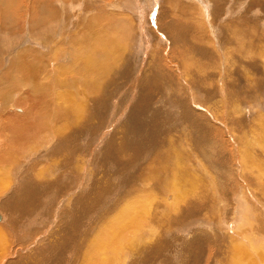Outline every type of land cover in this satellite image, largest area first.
Wrapping results in <instances>:
<instances>
[{
  "label": "bare ground",
  "instance_id": "bare-ground-1",
  "mask_svg": "<svg viewBox=\"0 0 264 264\" xmlns=\"http://www.w3.org/2000/svg\"><path fill=\"white\" fill-rule=\"evenodd\" d=\"M43 1L44 2L39 1V0H32L33 11H32V17L28 24V28H29L28 30L30 31L29 33L30 36H32L33 38H40L42 42H40L38 39H34V41L31 42L30 47H25L21 49V48L15 47L16 41H14L15 40L14 36L7 35L8 36L7 38L5 34L4 39L7 38V40H4V42L5 41L6 42L4 43L2 41V44L0 43V209H1V212H0V263L2 264H78L77 261L71 260V257L74 254L71 253V249L68 245L69 243L67 242L71 240L72 238H76L74 237L75 235L81 233V231L79 232V230L80 229L82 230L85 222L88 220L89 217H91L90 212H92V214H95V215L103 214L105 212L107 208L106 203L110 196V193H111V196L112 194L114 196L115 193H121V190L119 189V187L118 188L114 187L113 192H112V191H109L107 186H101L99 184L100 182H96L93 185H91L88 188V190L83 195H81L83 196L82 198L77 200L76 203H73L69 207V209L66 210V212L64 210V213H61V218H60L61 220L59 219L60 221L59 220L57 221H59L60 224L62 222V225L60 228H59L60 225H57L58 226L57 232H54L53 236L50 237L51 238V240L49 241L50 244H46L47 242L43 241L45 244L42 242L43 244L42 243L38 244L35 247L33 246V243L26 245V249L20 250L21 252L24 251L23 252L24 255L19 258H17L18 255L13 256L11 252L8 254V251L10 250L7 244L8 240L6 242L7 246H4L6 244H3L2 239L4 238L3 236H6V235H9L10 238H12V235L9 234L8 232L9 230L11 231L13 228H15L17 231L24 230L29 226V222L33 217L39 216L38 213L43 208L42 207L43 201L46 200V198L44 199V195L47 189L55 186L58 183V181H56V179L53 178V175H56L58 171H61L60 169H62L60 177L61 179L63 178L65 179L66 178L65 177V173H66L65 167L67 166L77 167L78 164L79 166H88V164H90L91 167L92 166H103L104 170L108 174L113 175L112 177H109V179L110 180L113 179L116 182L118 179H121V178L117 177L118 174L116 173L117 170L115 168H117L118 170L119 168H122L124 170L123 172H124L125 181H129L131 183L130 185H131L132 193L135 195V200L134 201L131 200L132 202L129 203V206L125 205L124 207H121V208H124L123 209L124 211L122 210V212L119 213V216L115 217L113 221L111 222L109 221L110 223L108 224H111V225L107 224V226H110L109 231H107L108 234L106 236H103L102 234L99 237L101 242L98 244H95L98 247L94 248L93 252L96 253L97 257L94 255V253H92V251H87L84 253L83 260L80 261V264H264V224L261 223V224H258V226L249 224V221L251 220H249L247 215L243 214V211L242 210L240 211L239 209V208L243 209V204L241 203L242 200L240 198V195H241L240 189L235 188L236 184L234 185L233 183V186L230 190H229V186H231L232 184L228 185L226 188H223L222 190L225 191L224 196L219 194V196H222V197H219L218 193L220 190H218V188L216 189L217 192L215 190H209L211 194L204 195V193L206 192L202 193L201 191L195 190L196 192L193 193L191 192V190L184 191V189H181V182H177L178 179H173V180L167 179L170 174L173 177L171 167L175 165L174 162H176V166H180V164H182L181 162L179 164L178 158H177L178 156L176 157L173 154L175 153V151L172 149H173V146L176 147V145L171 140V138H173L172 137L173 134L171 135V133L178 132L179 130L182 132L180 133L181 135L179 137L183 138L184 136H186L188 143L190 145L193 144L194 148L198 152L197 154H194V155H198L204 158L206 162H208L210 166H212L213 170H217V171H221L222 173L229 174L228 171H225L226 167L224 166H228V163L223 157L225 156L223 155V153H226L225 147L227 146L230 147V153L229 152L228 153L231 155V158H228L230 159V161L228 160L227 161L231 163L230 164L231 172L232 173L234 172L235 174V172L237 171V169H234L231 166H239V165H241L242 167L245 166L243 163L244 161H242V157L243 158L245 157L247 160L248 158H247L245 151L244 152L243 150L238 151L237 144L235 143V139L237 136L236 134L247 132L249 138L254 140V137L262 130V127H263L264 114L262 112H264V104L259 105L258 108L256 107L257 109H259V111H253L254 108L252 110V108H250L248 105L241 106L240 104H237L238 101L232 103L231 106H228V103H227L228 101L227 102L223 101L221 105L217 107L213 103V100L215 99V95L212 93V90H215V88H220L221 90L222 86L212 87V84H211L210 87L207 85L208 86L207 88L206 81H214L218 83H221L222 81L225 82L226 80L221 81L219 79L220 74L225 73L224 72L225 69H228L229 71H234V69H231L234 65H239V67L238 66L236 67H238L237 70L240 73H245L246 75L247 73H251L250 74L251 76L252 74L253 76H256V74L259 75L261 73L260 75H262L264 78V29L263 28L261 29L262 33H260L257 36V39L255 40L250 39L249 41L245 42L247 43V45L245 47L244 46L242 47V52L240 51V54H239L240 58L239 57L238 59L231 58L232 60H235L233 61L234 63L227 62L225 64V60L223 59L224 55H221L220 57H218L221 61L218 59L219 65H217L214 59L215 58L214 55H217V51L211 48V47H214L215 44H213L212 40L208 42V40L206 39L208 37L206 27L212 28L210 23L204 22V20L205 21L208 20V16L203 14V13L208 12V8H209V5H207L208 1L206 0H192V1L187 0V2L191 5L190 10H197V14H198V15L196 14L195 17H194V14H190V18L188 17L186 18V15H185L184 17L188 20H180L176 18L177 20L175 19V20H172L171 22L169 21V23H165L163 21H162L163 23H161L159 20L160 18H159L157 20L158 22H160L158 24L159 31H162L166 36H168V38L171 40L172 45L181 44V47H182L181 50L183 51V55L185 56L184 58H182V59H185V62H183V65H182V68H183L182 75L184 77L182 78L179 75H178L179 77L177 75L174 76V73L172 74L171 72H170L171 73L170 75L167 74L168 72L165 73V70H164L165 68L163 64L165 63V60L163 59L164 57L161 56L164 54H161V55L158 54L159 61L158 59L157 60L154 59L155 57L151 58V60L153 61L156 60V61L151 63L146 71L142 72V75L140 76L141 78L139 77V79H141L140 80L141 93L138 99L137 100L135 99L134 105L128 111V113H126L125 119L123 118V122L121 124L119 123L120 124L119 126V125H116L114 121L115 120L114 115H113L114 111L112 110V101H110V98H113L112 93H113V89H115V86H117L116 81L118 79V76L122 75V76L129 78L130 80L129 76H133V72H135L132 69H128V65L126 63L127 59L125 60V64L123 66H120V68L122 67L121 69L115 68V66L117 67L116 63L119 64V62H124L122 58L118 59V56L121 55L119 48L122 49V51L125 50V44L127 43V41L130 42L133 38L134 32H132V35H131V30L132 31L135 30L136 27L135 25H133L132 19H130L129 16L127 17V15H125L121 19L120 18L114 19L113 23L109 25L106 24L107 26L98 24L97 26L101 29L93 28L95 32L93 35H96V38H101L103 40L93 41V36L90 33L91 31L90 32L88 31L89 27L87 28V24H86L88 23L89 20H87L86 22L85 20L80 19L78 14H75L74 16L76 17H74L73 19L75 20L76 26L74 28L72 22L71 24L69 23L70 19L68 20V18L66 17L64 13V10L59 9L60 8L59 5L54 6V5H51L50 2L48 3V2H45V0ZM69 1H72V0H69ZM210 1H215V0H210ZM222 1L224 0H217V3H221L222 5L217 4V6L215 7L213 6L211 7V9H212V14L214 16L218 14L219 15L218 17H222V19L224 20L225 18L230 17L231 15H235V13L230 7H226L227 12L226 10H223L225 11L226 14L224 13L219 14V12L222 9V6L224 5ZM23 2L24 0H16L15 3L13 2L14 4H16V7L11 5V7H13L14 9L11 8L10 6L0 7V27L2 26L4 28H7L9 26L11 28L13 25H15L17 21V17H19L17 16V14L22 13L20 9H17V7L19 3H23ZM25 3L24 5H26ZM7 5H10V4H7ZM262 5H264V3H260L258 5L259 11L263 7ZM136 7H137L136 1H134V4H132V8L129 11H131V13L132 11L134 13H136L137 11L141 12L142 9L138 7L136 8ZM162 11L163 10H161V12ZM186 11H189V10H186ZM7 12H11V15H7L6 14ZM162 14L164 15L165 12H163ZM210 15H211V12H210ZM172 16L173 15H171V17ZM235 17L237 18V16ZM135 19L137 18L135 17ZM209 19L213 21L212 17ZM238 20H241V18H238ZM60 21L61 23H65V27H61V25L58 26L56 25L57 23L51 24V22L59 23ZM135 21L137 23L139 22L138 19ZM93 24H96V23H93ZM257 25L258 23L256 24V26ZM20 28H22V25ZM25 29H26V25H25ZM228 29H232V28L229 27ZM63 31H65V34H63ZM221 31L220 33H223ZM230 31L231 30H228L227 32H230ZM145 32L143 30V34H141L142 37H144ZM149 32H152V31H149ZM24 33L26 32H23V34ZM257 33L259 32L256 31V34ZM23 34L22 36H24L25 38L26 34L25 35ZM224 34L226 33L224 32ZM13 35H15V33ZM236 35H239V34L236 33ZM85 38H89L88 40H86V43L88 41V44L85 47V49L88 51L89 57L88 56L86 57L85 54H83L82 52L84 45L83 46L81 45H82V41ZM64 39H65V43L69 41V45L71 46L69 48L67 47L69 49V53L71 52L70 55H68L69 53L67 54V52H65L66 53L65 56L62 55V52L60 53V50H62L60 49V47L63 45ZM234 39L237 40V38L234 37L233 39H230L231 43L229 44L235 43L232 48L236 49V53H237V47L239 44L237 45L236 44L237 41L235 42ZM204 41L208 43H204ZM154 42H157V39ZM25 43H27L26 40H25ZM160 43L161 42H159V44ZM257 44H259V46H257ZM55 45L57 46L54 47ZM217 45H218L217 48L219 49L220 46L219 44ZM254 45L255 47L251 49V47H253ZM34 46L36 48H34ZM173 47L175 46H172L171 48ZM95 48L97 49L94 50ZM113 48H115L116 50L115 49L113 50ZM166 49H168V47ZM40 50H44L45 53L41 52ZM95 51L97 52V54ZM157 51H156V54H157ZM171 53L173 54V51H171ZM175 56L178 57L177 55ZM96 57L98 58V63L96 61L97 59ZM166 57H169V56L167 55ZM54 58H57V60L59 59L58 61H60L59 63H61L62 65H63L62 62L65 61V73L64 74L63 73L61 74L60 72V69H62L61 71H64L62 68L64 67V65L63 66L54 65L56 61V59L54 60ZM100 59L102 61L103 60L111 61V63H114L116 65L113 66L114 64L107 63L108 65L106 64V67H103L102 73H101V70L100 71L99 70L98 71L89 70L91 66H96L97 64H100L99 63ZM169 59L167 58V61H169ZM112 60H115V61H112ZM240 60H242L241 64L239 63ZM221 62H223L224 64H222ZM213 63L218 67L219 70L220 69L221 70L215 75L209 76L206 74L204 68H208L207 67L208 65L214 66ZM86 64H88L87 68L85 67ZM261 64L263 67L259 71ZM101 66L99 67L101 68ZM170 66H172V64ZM177 66H179V63L177 64ZM99 67L97 66V68ZM191 67H194V68L192 69ZM175 69H173V72ZM54 72L56 74H54ZM165 75H168V77L169 76L178 77L176 79L178 86H175L174 84L175 82L172 83L171 78H168ZM230 75L237 76L236 73L234 72L230 73ZM105 76H106V80L104 78ZM225 76L223 77L225 78ZM119 78H124V77L120 76ZM54 80H57V81L55 82ZM133 80H134V83L138 81L137 77L134 78ZM236 80L237 79H235V81ZM74 81L76 84H79V83L82 84V86H77V87L74 86V83H73ZM161 82L162 84L164 82L166 83V85L170 88V90L168 89L169 90L168 92L170 93L166 96L162 94L159 95L158 100L161 105L156 108V104L154 103L155 101L150 102L152 98L150 95H154L152 92L154 89L155 91L159 89L158 93H160L161 91L165 92L163 90V87H161V85L157 86ZM237 83L240 84V81H238ZM190 84H192L193 87L194 85H198V84L201 85V86L199 85L198 86L200 87L201 90L205 91L204 95L203 94L201 95H203L202 98L204 97V100L206 101L204 103L206 104L201 103L202 101L201 102H199L198 100L195 101L197 99L196 97L200 96V93L197 94L195 97V95H193L194 92H191ZM55 85L62 87L63 89H60V91L58 92V87H56ZM20 87L25 88V89L30 88L31 90H24L25 92H23V90ZM137 87L138 86H136L135 88ZM175 88H178V90H176ZM235 88L237 87H233L234 91L236 90ZM54 89H56V92H54ZM200 89L198 90L200 91ZM233 89L230 88L231 91ZM176 91L177 92L180 91V94L177 93ZM231 91L229 92L228 90L229 93H231ZM241 92L243 93L247 91H241ZM60 93L63 96H61ZM235 93L236 92L231 93V94L235 95ZM29 94H31V96ZM128 95L126 99L129 98ZM239 97H240V94H239ZM164 99L165 100L167 99L166 102L160 101ZM20 101H23L22 105H18V103L20 104ZM215 101H218V100H215ZM177 104H181V107L179 109L180 110L182 109V113L179 115V117H177V114L175 111ZM16 112H19V113H16ZM111 112L113 113L111 114ZM219 113H220V116L217 115ZM116 116L118 115L116 114ZM123 116L124 115H122L121 117ZM227 117L229 119H225ZM226 120H228L229 122H227ZM160 123H161V126H159ZM175 123L178 125H175ZM110 124L112 126H110ZM213 124L216 125L215 127H216L217 132L214 130L212 131L213 132L212 134L209 130L213 129V128L211 129ZM103 128H104V132H106L107 130H110L112 131L111 133L113 134H111L112 136L107 141L104 142L105 148L103 150H99L102 148L103 145L102 146L97 145L99 141L98 132L99 130ZM180 128H182L183 130ZM151 139H152V142H151ZM262 141L263 140L261 139V142ZM102 143L103 142L99 143V145H101ZM158 143H159V146H157ZM151 144L153 146V149H151ZM254 144L256 145V143ZM247 145H249V142H247ZM180 149L178 148V150ZM190 149L191 148H189V151ZM259 149L261 150L260 146H259ZM93 150H95L94 152H96V155H93ZM185 152H187V149L185 150ZM194 153L196 152L194 151ZM70 154H72L73 156L76 155L77 157L73 159L72 155ZM126 155L129 158L127 159V161L123 162L122 161L123 156H126ZM90 156L91 157L93 156L92 160H90ZM251 157H252V154H251ZM183 159H182V162H183ZM238 161H240L241 164H238ZM74 162L76 163V165L73 164ZM263 164L264 163L260 165L264 168ZM187 165H189V163ZM22 166L24 168H27V166H32L31 170H29L31 171V173L28 174V172L25 171L26 169L23 170L25 171V176H22V179H19V181L15 183L16 185H14V187H12V185L10 186L9 184H11V182H15L17 180L16 178H18V177H15L14 181H11L10 177H14L15 175L13 174L16 172V170L22 169ZM246 167H251V166H246ZM35 170L36 172L34 174L33 172ZM181 170H179V172ZM203 170L206 171V169H203ZM105 171L103 172L107 174ZM183 171L185 172L186 170H183ZM92 174H95V173H92ZM144 174H147L149 176L150 181L147 179L149 183H148V186H146L147 187L146 189L144 187L145 190H143V187L141 188V190H139L137 189L138 184L140 182L141 183H144V182L142 181L138 182V181ZM234 174L232 178L235 177ZM262 175H264V173ZM186 176L188 177V175ZM58 177H59V174H58ZM105 177L107 179V175H105ZM211 177L214 178L213 176ZM102 179H99V180H102ZM182 180H183V177H182ZM188 180L190 181V179ZM234 180L236 179L234 178ZM80 182H81V179H80ZM238 184L240 185V183ZM257 184L264 185L262 183H257ZM126 185H127V182H126ZM212 186H215V185H212ZM64 187L66 188V186ZM10 188H12L13 190L11 191ZM53 188L51 192H53ZM206 188L213 189V187H206ZM9 191L11 192L9 193ZM68 191L69 190H67V192ZM144 191H149L151 193L150 197L152 198H149L151 201H153L155 198L159 199L160 203H158L159 201L156 200V203H154L153 206L152 204H150V206H152L153 211L155 210V212L159 213V216H160V213H161V216L163 215L162 220L163 222L165 221L164 223L166 227L162 226V228L163 229L168 228V230L164 231L163 235L160 238H158L156 234L148 233L145 236L148 237V240H150V242L155 240L153 242L154 245L150 247L149 246L144 247L143 251L141 252L139 256V259L134 260V259L129 258L130 260L121 261L120 260L121 257L122 258L126 257V256H123L121 252H124V251L130 252L132 250V249L130 251L126 250L127 248L125 247L127 246L124 245L125 250L121 251L122 246H119V245L121 244L122 240L125 241L128 238L133 237V235L136 234V230H135L136 224L143 222L144 223L143 227H144L145 224L150 221L149 218H152V217L147 218L149 219V221L147 220L148 221L147 222L144 219L145 217L143 218L138 217L139 216L138 211L140 210L141 212V209L143 208H140L138 205V201L142 199L140 198V200H138L136 198L140 197L139 195ZM128 194L130 195V193ZM232 194H236V196H233ZM262 196H264V193L262 194ZM142 197H145V195ZM128 199H132V197ZM60 200H63L62 197ZM219 200H223V201L227 200L226 201L227 207L226 209H224L223 216H218V214H216L215 218L207 216L211 211L210 208L212 209L214 206H216ZM243 200H246V199H243ZM151 201H146V203L147 202L149 203ZM52 205L50 208H52ZM150 208L151 207L148 206V209ZM218 208H217V213L220 212V211L218 212ZM126 209H129L130 211L127 212ZM239 211L242 212V214H240ZM42 212L43 211H41V213ZM143 212L145 213L148 211H143ZM202 212H204V216H206L205 220L202 219V216H201ZM49 214H51V211ZM146 214L147 213H145V216H147ZM148 214H151V213L148 212ZM140 215H144V214H140ZM236 215H237V218H236ZM153 216L155 215L153 214ZM159 216H157V218ZM110 218H111V215H110ZM47 219L46 221H48ZM159 220L160 219L155 220V222H157V224L161 223L162 221H159ZM51 223H53V220ZM167 223L170 225V229H171L170 231H169V227H167L166 225ZM32 224L34 223L31 222L30 225ZM55 224L56 223H54V225ZM57 224L59 223L57 222ZM94 226H93V229L96 228ZM153 226L151 225L150 227H153ZM159 226L161 225L159 224ZM193 227L194 228L201 227V228L193 230ZM29 228H31V226ZM156 228L158 229V226ZM105 230L107 229L105 228ZM50 231H53V227H52V230L48 228V232ZM93 232H97V231H93ZM145 232H148V231L145 230ZM151 232H153V228ZM25 233H28V232H25ZM35 233H38V230ZM153 233H155V231ZM179 234H183V235H179ZM94 235L96 234H93L92 236ZM34 236H30L32 237L31 239H34ZM97 236L99 235H96V237ZM37 238H38V235H37ZM87 238H89V236ZM141 238H143V240H146L144 237H141ZM173 238H175L176 241L178 242L174 245L168 246V242H171ZM138 239L137 241H141ZM105 240H110V241L113 240L111 241V244H115V245L110 247L109 246L110 243H109L106 247H104ZM33 241L34 240H32V242ZM119 241H121L120 244L118 243ZM137 241L135 242L137 243ZM91 243L92 242L90 241V244ZM137 244H136L135 250L138 247ZM138 245H141V244H138ZM21 246L24 247V244ZM32 246L33 248L37 247L33 251V253L31 255L27 254V252L25 253V250L28 251L29 249H31ZM90 248L92 247H89L88 249ZM110 249H112V251L108 252V250ZM138 249H139L138 252H140V248ZM105 250L109 254L113 255L114 257L113 260H107V259L103 260V256L107 254ZM73 251L75 252V249ZM129 255H131V253ZM134 255L136 258V254ZM228 260L231 262L227 263Z\"/></svg>",
  "mask_w": 264,
  "mask_h": 264
},
{
  "label": "rangeland",
  "instance_id": "rangeland-1",
  "mask_svg": "<svg viewBox=\"0 0 264 264\" xmlns=\"http://www.w3.org/2000/svg\"><path fill=\"white\" fill-rule=\"evenodd\" d=\"M8 1V2H7ZM10 1H11V3H10ZM39 1H42V2H44L43 0H39ZM63 1H64V3H63ZM73 1V2H72ZM72 1H69V0H45V2H50L51 3V5H54V6H60V10H64V13H65V15H66V17L68 18V20H69V23L71 24V22H72V24H73V26H74V28H75V20L73 19L74 17H76V16H74L75 14H78V16H79V18L80 19H82V20H85L86 22H87V20H89L88 21V23H86L87 24V28L89 27V29H88V31L92 34V36H93V41L94 40H99V41H102L103 39H101V38H96V35H93L95 32H94V29L95 28H99L97 25L99 24V25H109V24H111V23H113V21H114V19H121V18H123L125 15H127V17L129 16V18L130 19H132V21H133V25H135V27H136V29L135 30H131V35H132V32H134L133 34V38H132V40L130 41V42H128L127 41V43L125 44V50H123L122 51V49H120L119 48V51L121 52L120 54L121 55H117L118 56V59H120V58H122V60H124V62H119V64L118 63H116L117 64V67L115 66L116 64H114V63H111V61H108V60H99L100 62V64H97L96 66H91L90 68H89V70H93V71H100L101 70V73H102V71H103V67H106V64L107 63H111V64H114L113 66H115V68L116 69H121L120 68V66H123L124 64H125V60L127 59L128 60V62H127V60H126V63H127V65H128V69H132V70H134L135 72H133V76H129L130 77V80H129V78H127V77H125V76H122V75H119L118 76V79H117V81H116V85L117 86H115V89H113V93H112V97L113 98H110V101H112V110L114 111V113L113 112H111V114L113 113V115H114V121H115V123H116V125H119L120 126V124L123 122V118L125 119V117H126V113H128V111L132 108V106L134 105V103H135V99L137 100L138 99V97H139V95H140V93H141V88H140V80L141 79H139V77L142 75V72H144V71H146L147 69H148V67L150 66V64L151 63H153L154 61H156L157 59H158V61H159V55L158 54H164V55H161V56H163L164 58V60H165V63H163L164 64V70H165V73H167V74H173L174 73V76H180V77H184L182 74V72H183V68H182V65H183V62H185V59H182V58H184L185 56L183 55V51L181 50L182 49V47H181V44H175V45H172V43H171V40L168 38V36H166L162 31H159V29H158V24L161 22V23H163V22H165V23H169V21L171 22L172 20H175L176 18L177 19H180V20H188V19H186L187 17L188 18H190V14H194V17H195V15L197 14V10H190V8H191V5L187 2V0H72ZM75 1V2H74ZM125 1V2H124ZM134 1H136V6L138 7V8H141L142 10H141V12H136V13H134L133 11H132V13H131V11H129V10H131V8H132V4H134ZM174 1V2H173ZM192 1V0H191ZM206 1H208V4L207 5H209V8H208V12L207 13H203L204 15H207L208 16V20H204V22H207V23H210L211 24V26H212V28H208V27H206V30H207V34H208V37L206 38L207 40H208V42L209 41H211L212 40V42H213V44H215V46L214 47H211L213 50L215 49L216 51H217V55H214L215 56V62L217 63V65H219V63H218V57H220L221 55H224V60H225V64L227 63V62H233V61H235V60H232V59H238V57L240 58V56H239V54H240V51L242 52V47L244 46H246L247 45V43H245V42H247V41H249L250 39H257V36L260 34V33H262L261 32V29L263 28L264 29V5H262L263 7L260 9V11L258 10V5L260 4V3H264V0H224V1H222L223 2V6H222V9H221V11L219 12V14H222V13H224V14H226L225 13V11H223V10H226V12H227V8L226 7H230L232 10H233V12L235 13V15H231L230 17H227V18H225L224 20L222 19V17H218L219 15L217 14L216 16H214L213 14H212V9H211V7H215V6H217V4L218 5H222L221 3H217V0H215V1H210V0H206ZM16 2V0H0V7H5V6H10L11 7V5L12 6H14V7H16V4H14V3ZM26 2V3H25ZM69 2V3H68ZM146 2V3H145ZM226 2V3H225ZM24 3L26 4V5H24ZM28 3V4H27ZM7 4H10V5H7ZM75 4V5H74ZM226 4V5H225ZM81 5V6H80ZM22 6V7H21ZM70 6H71V8H70ZM84 6H86V7H84ZM21 7V8H20ZM84 7V8H83ZM136 7V8H137ZM11 8H13V7H11ZM74 8H75V10H74ZM171 8H172V10H171ZM226 8V9H225ZM14 9V8H13ZM17 9H20L21 11H22V13L21 14H17V16H19V17H17V21H16V23H15V25H13L11 28L8 26L7 28H4V27H0V43L2 44V41L4 42V40H7V38H8V36L7 35H11V36H14V41H16V46L15 47H18V48H21V49H23V48H25V47H30L31 46V42H33L34 41V39H38L40 42H42L41 41V39L40 38H33L32 36H30V31L28 30L29 28H28V24H29V21H30V19H31V17H32V11H33V6H32V0H24V2L23 3H19V5H18V7H17ZM30 9V10H29ZM85 9V10H84ZM165 9V10H164ZM72 10H74V11H72ZM98 10V11H97ZM120 10V11H119ZM161 10H163L162 12H161ZM169 10V11H168ZM186 10H189V11H186ZM210 10V11H209ZM101 11V12H100ZM82 12V13H81ZM104 14H103V13ZM127 12V13H126ZM161 12V13H160ZM163 12H165V14L163 15L162 13ZM195 12V13H194ZM210 12H211V15H210ZM237 12V13H236ZM92 13V14H91ZM109 15H108V14ZM159 13H160V15H159ZM7 15H11V12H7L6 13ZM27 14V15H26ZM68 14V15H67ZM71 14V15H70ZM73 14V15H72ZM108 16H107V15ZM122 14V15H121ZM136 14V15H135ZM139 14V15H138ZM173 15L172 17H171V15ZM12 15H13V13H12ZM21 15V16H20ZM82 15V16H81ZM186 15V18L184 17ZM198 15V14H197ZM23 16V17H22ZM27 16V17H26ZM28 16H30V17H28ZM69 16H71V17H69ZM235 16H237V18L235 17ZM86 17V18H85ZM87 17H89V18H87ZM118 17V18H117ZM135 17L138 19V23L135 21V20H137V19H135ZM213 18V21H211L209 18ZM140 18V19H139ZM160 18V19H159ZM173 18V19H172ZM185 18V19H184ZM215 18V19H214ZM238 18H241V20H238ZM25 19V20H24ZM160 20V22H158L157 20ZM168 19V20H167ZM176 19V20H177ZM74 20V21H73ZM229 20V21H228ZM28 21V22H27ZM163 21V22H162ZM74 22V23H73ZM90 22V23H89ZM141 22V23H140ZM213 22V23H212ZM57 23V24H56ZM61 21L58 23V22H51V24H56V25H58V26H60L61 25V27H65V23H61ZM93 23H96V24H93ZM157 23V24H156ZM164 23V24H165ZM239 23V24H238ZM258 23V25L256 26V24ZM23 24H25L26 25V29H25V25H23ZM69 24V25H70ZM21 25H22V28H20L21 27ZM106 25V26H107ZM229 25V26H228ZM260 25V26H259ZM91 26V27H90ZM156 26V27H155ZM217 28H216V27ZM236 26V27H235ZM262 26V27H261ZM16 29H15V28ZM232 28V29H228V28ZM14 28V29H13ZM24 28V29H23ZM94 28V29H93ZM150 30H149V29ZM220 28V29H219ZM1 29H2V31H1ZM99 29H101V28H99ZM141 29V30H140ZM156 29V30H155ZM212 29V30H211ZM222 30L221 32H223V33H220V31H218V30ZM231 30L230 32H227L228 30ZM23 30V31H22ZM143 30H144V32L146 31L147 32V30H148V34L146 33H144V37H142L141 36V34H143ZM158 30V31H157ZM255 30V31H254ZM260 30V31H259ZM4 31V32H3ZM10 31H12V32H10ZM149 31H152V32H154V33H152V32H149ZM157 31V32H156ZM218 31V32H217ZM237 31V32H236ZM256 31L257 32H259V33H257L256 34ZM23 32H26V33H24L23 34ZM142 32V33H141ZM224 32L227 34H224ZM235 34H234V33ZM15 33V35H13ZM20 33H22L23 35H25V38H24V36H22V34H20ZM220 33V34H219ZM232 33V34H231ZM236 33H238L239 35H236ZM5 34H6V39H4L5 38ZM18 34H20V35H18ZM63 34H65V31H63ZM152 34V35H151ZM155 34V35H154ZM209 34H211V35H209ZM229 34H230V36H229ZM2 35H4V36H2ZM29 37H28V36ZM88 35V34H87ZM130 35V34H129ZM151 35V36H150ZM158 35V36H157ZM65 36V35H64ZM89 36V35H88ZM157 36V37H156ZM198 36V35H197ZM1 37H3V38H1ZM15 37H17V38H15ZM19 37H20V39H19ZM161 37V38H160ZM165 39H164V38ZM215 37V38H214ZM225 39H224V38ZM228 37V38H227ZM231 37V38H230ZM234 37H236L237 38V40H235V42H236V44L238 45V47H237V53H236V49H234V48H232L233 46H234V44H229V43H231L230 42V39H233ZM27 38V39H26ZM33 38V39H32ZM95 38V39H94ZM16 39H18V40H16ZM89 38H85L83 41H82V45L81 46H83L84 48L82 49V52H83V54H85V56L87 57H89V55H88V51L85 49V47L87 46V44H88V41H87V43H86V40H88ZM137 39H139V40H137ZM145 39V40H144ZM152 41H151V40ZM157 39V42H154L155 40ZM214 39V40H213ZM239 39H240V41H239ZM21 40V41H20ZM25 40H26V42L28 43H25ZM159 40H161V41H159ZM219 40V41H218ZM227 40H229V41H227ZM64 42H63V45L60 47V49H62V50H60V53L62 52V55H64L65 56V52H67V54L69 53V47H71L70 45H69V41L67 42V43H65V39L63 40ZM96 41H95V43H96ZM150 43H149V42ZM170 41V42H169ZM228 43H227V42ZM6 42V41H5ZM4 42V43H5ZM141 42V43H140ZM159 42H161L160 44H159ZM168 42V43H167ZM208 42H205L204 41V43H208ZM215 42V43H214ZM222 44H221V43ZM24 43V44H23ZM153 43V44H152ZM156 43V44H155ZM227 43V44H226ZM19 44V45H18ZM68 44V45H67ZM86 44V45H85ZM169 44V45H168ZM217 44H219V49L217 48L218 47V45ZM66 45V46H65ZM97 45V44H96ZM137 45H138V47H137ZM164 45V46H163ZM57 45H55L54 47H56ZM95 46V45H94ZM114 46V45H113ZM156 46V47H155ZM172 46H175V47H173V48H171ZM204 46H205V44H204ZM257 46H259V44H257ZM68 47V48H67ZM163 47H164V49H163ZM168 47V49H166ZM169 47H170V49H169ZM181 47V48H180ZM230 47V48H229ZM251 47V46H250ZM255 47V45L253 46V47H251V49H253ZM34 48H36L35 46H34ZM64 48V49H63ZM66 48V49H65ZM154 48V49H153ZM157 48V49H156ZM225 48V49H224ZM97 48H95L94 50H96ZM115 48H113V50H114ZM142 49H144V50H142ZM160 49V50H159ZM166 49V50H165ZM227 49V50H226ZM67 50V51H66ZM116 50V49H115ZM158 50V51H157ZM163 50H165V51H163ZM220 50V51H219ZM229 50V51H228ZM232 50V51H231ZM41 52H43V53H45V51L44 50H40ZM156 51H157V54H156ZM163 51V52H162ZM170 51V52H169ZM171 51H173V54L171 53ZM182 53H181V52ZM219 51V52H218ZM226 51V52H225ZM235 51V52H234ZM239 51V52H238ZM96 52V51H95ZM123 52V53H122ZM159 52V53H158ZM162 52V53H161ZM57 53H58V51H57ZM71 53V52H70ZM70 53L68 54V55H70ZM153 53V54H152ZM168 53V54H167ZM96 54H97V52H96ZM152 54V55H151ZM246 54V53H245ZM101 55V54H100ZM150 55V56H149ZM158 55V56H157ZM169 56L170 57V59H169V57H166V56ZM175 55H177L178 57H176ZM191 55V54H190ZM189 55V56H190ZM219 55V56H218ZM244 55V54H243ZM96 56V55H95ZM117 56H116V58H117ZM123 56H125V57H123ZM129 56V57H128ZM231 56V57H230ZM146 57H148V58H146ZM155 57V58H154ZM174 57V58H173ZM72 58V57H71ZM97 58V57H96ZM151 58H154V59H156V60H151ZM167 58L169 59V61H167ZM171 58H173V59H171ZM178 58V59H177ZM232 58V59H231ZM56 59V61H55V64L54 65H62L61 63H59L60 61H58L57 60V58H54V60ZM115 59V58H114ZM145 59H146V61H145ZM180 59H181V61H180ZM228 59V60H227ZM10 60V59H9ZM140 60V61H139ZM171 60V61H170ZM174 60V61H173ZM178 60V61H177ZM184 60V61H183ZM220 60V59H219ZM230 60V61H229ZM96 61H97V63H98V58L96 59ZM106 61V62H105ZM108 61V62H107ZM112 61H115V60H112ZM135 61H136V63H135ZM145 61V62H144ZM221 61V60H220ZM9 62V61H8ZM103 62V63H102ZM105 62V63H104ZM141 62V63H140ZM63 63V65H64V67H62L63 68V70L64 71H61L62 69H60V72H61V74L63 73H65V61L64 62H62ZM88 63V62H87ZM179 63V66H177V64ZM222 64H224L223 62H221ZM234 63V62H233ZM239 63L241 64L242 63V60H240L239 61ZM103 64H105V65H103ZM167 64H169V65H167ZM172 64V66H170ZM214 64V63H213ZM62 65V66H63ZM88 64H86L85 65V67L87 68L88 66H87ZM102 65V66H101ZM108 65V64H107ZM136 65V66H135ZM145 65V66H144ZM176 65V66H175ZM97 66L99 67V66H101V68L99 67V68H97ZM181 66V67H180ZM210 66V67H209ZM216 65L214 64V66H212V65H208L207 67L208 68H204V70H205V72H206V74L207 75H209V76H213V75H215L216 73H218L220 70L218 69V67L216 66ZM236 66H238L239 67V65H234L231 69H234V71H229L228 69H225V73H221L220 74V76H219V79L222 81V80H226L225 82L224 81H222L221 83H218V82H214V81H206L207 83H206V87L208 88V86L210 87V85L212 84V87L213 86H222V88H221V90H220V88H215V90H212V93L215 95V99L213 100V103L215 104V106H217V107H219L220 105H221V103L223 102V101H228L227 103H228V106H231L232 105V103H234V102H236V101H238V103L237 104H240L241 106H246V105H248L250 108H252V110H253V108H254V110L253 111H259V109H257L258 108V106L259 105H261V104H264V78H263V76L262 75H258V74H256V76H253V74H252V76L250 75L251 73H247V75L245 74V73H240L238 70H237V68L238 67H236ZM119 67V68H118ZM171 69H170V68ZM180 67V68H179ZM262 64H261V67L259 68V71L262 69ZM142 68H144V69H142ZM167 68H169V69H167ZM176 68V69H175ZM192 69L194 68V67H191ZM173 69H175V70H177V71H175L174 70V72H173ZM181 69V70H180ZM235 69H236V71H235ZM216 70V71H215ZM218 70V71H217ZM171 72V73H170ZM236 73V75L237 76H235V75H230V73ZM136 73V74H135ZM54 74H56L55 72H54ZM138 75V76H137ZM225 75H227V76H225ZM124 77V78H119V77ZM166 77H168V75H165ZM174 76H169L168 78H171V81H172V83H174L175 84V86H178L177 85V81H176V79L179 77H174ZM223 76H225V78L223 77ZM245 76V77H244ZM261 76V77H260ZM137 77V82H135L134 83V78H136ZM233 77V78H232ZM105 78V80H106V76L104 77ZM141 78V77H140ZM231 78V79H230ZM263 78V79H262ZM53 79H55V78H53ZM228 79V80H227ZM235 79H237L236 81H235ZM240 79V80H239ZM121 80H123V81H121ZM55 82L57 81V80H54ZM230 81V82H229ZM233 81H234V83H233ZM238 81H240V84L239 83H237ZM243 81V82H242ZM255 81V82H254ZM224 82V83H223ZM236 82V83H235ZM246 82V83H245ZM74 83V86H82V84H76L75 83V81L73 82ZM118 83V84H117ZM132 83V84H131ZM215 84V85H214ZM226 84V85H225ZM246 84V85H245ZM132 85H134L135 87L136 86H138L137 88H135L134 86H132ZM161 85V87H163V90L165 91V92H160V93H158V91H159V89L157 90V91H155V89L152 91L153 92V94L154 95H150L152 98H151V100H150V102H153V101H155L154 103L156 104V108L158 107V106H160L161 104H160V102H159V95H168L170 92H168L169 90H170V88L166 85V83L164 82L163 84H162V82L160 83V84H158L157 86H160ZM199 86H201L200 84H198ZM198 85H194V87H193V85L192 84H190V87H191V92H194V94L193 95H195V97H196V95L197 94H199L200 93V96H197L195 99V101H199V102H201V103H204V102H206L205 100H204V97L202 98V96L204 95V93H205V91L204 90H201L200 89V87L198 86ZM208 85V86H207ZM231 85V86H230ZM56 86V85H55ZM237 87V88H235L236 90L234 91V89H233V87ZM247 86V87H246ZM259 86V87H258ZM56 87H58V92L60 91V89H63L62 87H59V86H56ZM127 87V88H126ZM131 87V88H130ZM226 87V88H225ZM240 87H242V88H240ZM244 87V88H243ZM22 90H23V92H25L24 90H31L30 88H22V87H20ZM197 90H196V89ZM230 88L231 89H233L232 91L230 90ZM169 89V90H168ZM176 90H178V88H175ZM198 89H200V91L198 90ZM238 89H240V90H238ZM65 90V89H64ZM167 90V91H166ZM228 90H229V92L231 91V93H234V92H236L235 93V95H232L231 93H229L228 92ZM118 91V92H117ZM155 91V92H154ZM216 91V92H215ZM227 91V92H226ZM241 91H247V92H243L244 93V95H243V93L241 92ZM254 91V92H253ZM54 92H56V89H54ZM120 92V93H119ZM127 92V93H126ZM177 92V91H176ZM197 92V93H196ZM124 93V94H123ZM133 93H135V94H133ZM177 93H179L180 94V91L179 92H177ZM250 93H251V95H250ZM61 94V93H60ZM128 94H130V95H128V99H126V97H127V95ZM201 94H203V95H201ZM223 94V95H222ZM236 94H237V96H236ZM239 94H240V97H239ZM256 94V95H255ZM30 96H31V94H29ZM124 95V96H123ZM61 96H63L62 94H61ZM64 96H65V94H64ZM121 96V97H120ZM155 98H154V97ZM179 96V95H178ZM224 96V97H223ZM231 96V97H230ZM234 96V97H233ZM236 96V97H235ZM245 96V97H244ZM248 96V97H247ZM255 96V97H254ZM117 97V98H116ZM124 97H125V99H124ZM233 97V98H232ZM244 97V98H243ZM117 100H116V99ZM121 98V99H120ZM184 98H186V97H184ZM217 98V99H216ZM223 98H225V99H223ZM251 98H252V100H251ZM157 99V100H156ZM200 99V100H199ZM204 101H203V100ZM119 100V101H118ZM120 100H121V102H120ZM167 100V99H166ZM166 100L164 99V100H160L161 102H166ZM215 100H218V101H215ZM248 100V101H247ZM116 101V102H115ZM123 101H124V103H123ZM126 101V102H125ZM183 101H185V100H183ZM231 101V102H230ZM128 102H129V104H128ZM219 102V103H218ZM123 103V104H122ZM209 103V102H208ZM23 104V101H20V104L18 103V105H22ZM159 104V105H158ZM204 104H206V103H204ZM252 106V107H251ZM254 106V107H253ZM125 109H124V108ZM181 107V104H177V107L175 108V111H176V114H177V117H179V115L182 113V109L180 110L179 108ZM257 107V108H256ZM19 108H21V107H19ZM122 108V109H121ZM120 109V110H119ZM256 109V110H255ZM111 111V110H110ZM157 111V110H156ZM120 112V113H119ZM121 112H122V114H121ZM16 113H19V112H16ZM246 113V112H245ZM263 114H264V112H262ZM116 114L119 116H116ZM122 115H124L123 117H121ZM218 116H220V113L219 114H217ZM229 117H231V116H229ZM256 117V116H255ZM122 119V120H121ZM166 119V118H165ZM164 119V120H165ZM225 119H229L228 117L227 118H225ZM118 121V122H117ZM227 122H229L228 120H226ZM120 123V124H119ZM175 125H178V124H176L175 123ZM110 126H112L111 124H110ZM159 126H161V123L159 124ZM216 125H214L213 124V126L211 127V129L212 130H209L212 134H213V132L212 131H216V127H215ZM183 128V127H182ZM182 128H180V129H182ZM179 129V128H178ZM178 129H177V131H178ZM183 130V129H182ZM263 130V131H262ZM262 130L254 137V140L253 139H251V138H249V136H248V133L246 132V133H240V134H236L237 136H236V139H235V143L237 144V149H238V151H242L243 150V152L245 151L246 152V155H247V158H248V160L244 157H242V161H244L243 163H244V167H242L241 165H239V166H231L232 168H234V169H237V171L235 172V174H234V172L232 173L231 172V169H230V164L231 163H229L228 161H230V159H228V158H231V155L229 154L230 153V147H225V151H226V153H223V155H225V156H223L224 158H225V160H226V162L228 163V166H224V167H226V170L225 171H228V173L229 174H227V173H222L221 171H217V170H213V168H212V166H210V164L208 163V162H206V160L204 159V158H202L201 156H198V155H194V154H197L198 152L196 151V149L194 148V146H193V144L192 145H190L189 143H188V140H187V138H186V136H184L183 138L185 139H183L182 137L180 138L179 136L181 135L180 133H182L180 130L178 131V132H172L171 133V135H172V137L173 138H171V136H170V138H171V140H172V142L176 145V147L175 146H173V149L172 150H174L175 151V153H173L177 158H178V162H179V164H180V162L182 163V164H180V166H181V168H180V166H176V162H174V166H172L171 167V170H172V175H173V177L171 176V174L168 176V178L167 179H171V180H173V179H178L177 180V182H181V189H184V191H187V190H191V192H193V193H195L196 191H201L202 193H204V192H206V193H204V195H210L211 193L209 192V190H215L216 192H217V188H218V190H220L219 191V193H218V196H219V194L220 195H222V196H224V192L225 191H223L222 189L223 188H226L228 185H230V184H232L231 186H229V190L232 188V186H233V183H234V185H235V188H239L240 189V193H241V195H240V198H241V200H242V204H243V209L242 208H239L240 209V211L242 210L243 211V214H246L247 215V217H248V219L249 220H251V221H249V224H251V225H255V226H258V224H264V196H262V194L264 193V185H259V184H257V183H262V184H264V175H262L263 173H264V168L261 166L262 165V163H264V151H263V149H264V122H263V127H262ZM100 132V133H99ZM99 132H98V136H99V138H98V143H97V145L98 146H102V148L101 149H99V150H103L104 148H105V145H104V142L105 141H107L112 135L111 134H113V133H111L112 131H110V130H107L106 132H104V128L103 129H101V130H99ZM217 132V131H216ZM108 133V134H107ZM183 133H184V131H183ZM106 134V135H105ZM104 135V136H103ZM176 136V137H175ZM263 137V138H262ZM219 138V137H218ZM239 138H241V139H239ZM153 139V138H152ZM152 139H151V142H152ZM179 139H181V140H179ZM256 139H258V140H256ZM261 139L263 140L262 142H261ZM174 140V141H173ZM260 140V141H259ZM242 141V142H241ZM101 142H103L101 145H99V143H101ZM177 142V143H176ZM239 142V143H238ZM247 142H249V145H247ZM184 143H185V145H184ZM187 143V144H186ZM254 143H256V145L254 144ZM181 144H182V146H181ZM189 144V145H188ZM245 146H247V147H245ZM180 145V146H179ZM157 146H159V143L157 144ZM243 146V147H242ZM259 146L261 147V150L259 149ZM184 148L185 150L187 149V152H185V150L184 149H182V148ZM252 147V148H251ZM256 147V148H255ZM263 147V148H262ZM178 148L180 149V150H178ZM189 148H191L190 149V151H189ZM229 148V149H228ZM248 148V149H247ZM151 149H153V146H152V144H151ZM195 149V150H194ZM226 149H228V150H226ZM249 149H251V150H249ZM255 151H254V150ZM95 150H97V149H95ZM95 150H93V155H96V152H94ZM183 150V151H182ZM250 152H249V151ZM194 151L196 152V153H194ZM257 151V152H256ZM262 151V152H261ZM181 152V153H180ZM191 152H193V153H191ZM229 152V153H228ZM253 152V153H252ZM179 153V154H178ZM255 153V154H254ZM184 154H185V156H184ZM251 154H252V157H251ZM70 155H72V154H70ZM90 155V154H89ZM189 155V156H188ZM226 155H228V156H226ZM262 155V156H261ZM181 156V157H180ZM183 156V157H182ZM195 156V157H194ZM196 156H197V158H196ZM72 157H73V159H75L77 156L76 155H72ZM200 157V158H199ZM254 157V158H253ZM129 157L126 155V156H123V159H122V161L124 162V161H127V159H128ZM181 158V159H180ZM184 158V159H183ZM188 158V159H187ZM250 158V159H249ZM252 158V159H251ZM258 158V159H257ZM263 158V159H262ZM93 159V156L91 157L90 156V160H92ZM182 159H183V162H182ZM196 159V160H195ZM203 159V160H202ZM181 160V161H180ZM184 160H186L188 163H189V165H187L188 163L186 162V161H184ZM228 160V161H227ZM254 160V161H253ZM258 160V161H257ZM184 162H186V163H184ZM193 162V163H192ZM198 162V163H197ZM203 162V163H202ZM259 162V163H258ZM200 163V164H199ZM206 163V164H205ZM247 163V164H246ZM66 164V163H65ZM73 164H75L76 165V163L74 162ZM238 164H241L240 163V161H238ZM261 164V165H260ZM90 164H88V166H79V164H78V166L76 167V166H67V167H65V179L63 178V179H61V172H62V169H60L61 171H58L57 173H56V175H53V178H55L56 179V181H58V183L55 185V186H53V187H51V188H49V189H47V191H46V193H45V195H44V199L46 198V200H44L43 201V204H42V209L39 211V213H38V215L40 216H37V217H33L31 220H30V222H29V226L26 228V229H24V230H20V231H17L15 228H13L11 231H12V233H11V231L9 230L8 232H9V234H11L12 235V238H10V236L9 235H6V236H3L4 238L2 239L3 240V244H6V242H7V240H8V242H7V244H8V248L10 249L9 251H8V254L11 252L12 253V255L13 256H17V258H19V257H21V256H23L24 255V251L23 252H21L20 250H22V249H26V245H29V244H32L33 243V246L35 247V246H37L38 244H41L43 241L44 242H47L46 244H50V240H51V238L50 237H52L53 236V234H54V232H57V225H60L59 226V228L61 227V225H62V222H61V224H60V218H61V213H64V210H65V212H66V210L67 209H69V207L73 204V203H76L77 202V200H79L80 198H82L83 196H81V195H83L87 190H88V188L91 186V185H93L94 183H96V182H100L99 184L101 185V186H107L108 187V189H109V191H112L113 192V189H114V187H116V188H118L119 187V189L121 190V193H115L114 194V196H113V194H112V196H111V193H110V196H109V198H108V200H107V203H106V205H107V208H106V210H105V212L103 213V214H99V215H95V214H92V212H90V216L91 217H89L88 218V220L85 222V224H84V226H83V228H82V230L80 229L79 230V232L81 231V233L80 234H77V235H75L74 237H76V238H72L71 240H69L67 243H69L68 245H69V247H70V249H71V253L72 254H74L72 257H71V260L72 261H77L78 262V264H80V261L81 260H83V255H84V253L85 252H87V251H92V253H94L93 251H94V248H96V247H98L97 245H95V244H98V243H100L101 241H100V236L103 234V236H106L107 234H108V232L107 231H109V227L110 226H107V224L108 223H110L111 221H113L114 219H115V217H118L119 216V213H121L122 212V210L124 209V208H121V207H124L125 205H127V206H129V203L130 202H132V201H134L135 200V195L132 193V189H131V183L129 182V181H125V179H124V170L122 169V168H119V170L117 169V168H115L117 171H116V173L118 174V178H121V179H118L117 180V182L116 181H114L113 179L112 180H110L109 179V177H112L113 175L112 174H108L105 170H104V168H103V166H92L91 167V165L89 166ZM205 165H207V166H205ZM210 167H209V166ZM264 165V164H263ZM186 166V167H185ZM246 166H251V167H246ZM31 167L32 166H27V168H24L23 166H22V169H20V170H16V172L13 174V175H15L14 177H10L11 179V181H14V179H15V177H18V178H16L17 180L15 181V182H11V184H9L10 186L12 185V187H14V185H16L15 183H17V181H19V179H22V176H25V171L26 172H28V174H30L31 173V171H29V170H31ZM95 167H97V168H95ZM191 168V169H189V168ZM197 167V168H196ZM67 168V169H66ZM77 168V169H76ZM178 168V169H177ZM211 168V169H210ZM245 168V169H244ZM26 169V170H25ZM69 169V170H68ZM97 169V170H96ZM121 169V170H120ZM181 169H183V170H186L185 172L183 171V170H181ZM203 169H206V171L205 170H203ZM23 170H25V171H23ZM76 170H77V172H76ZM81 170V171H80ZM105 171L107 174H105L103 171ZM179 170H181L180 172H179ZM188 170V171H187ZM198 170H200V171H198ZM239 170V171H238ZM241 170V171H240ZM254 170V171H253ZM257 170V171H256ZM67 171H69V172H67ZM95 171V172H94ZM114 171V170H113ZM203 172V174H202V172ZM245 173H244V172ZM259 171V172H258ZM261 171H262V173H261ZM24 172V173H23ZM35 172H36V170L33 172L34 174H35ZM82 172V173H81ZM88 174H87V173ZM99 172V173H98ZM123 172V173H122ZM179 172V173H178ZM183 172V173H182ZM201 172V173H200ZM73 173V174H72ZM92 173H95V174H92ZM102 173V174H101ZM111 173H113V172H111ZM212 173V174H211ZM218 173V174H217ZM230 173H232V174H230ZM241 173V174H240ZM58 174H59V177H58ZM77 175V176H75V175ZM91 174H92V176H91ZM122 174H123V176H122ZM184 174H185V176H184ZM194 174H195V176H194ZM199 174V175H198ZM205 174V175H204ZM210 174V175H209ZM222 174H223V176H222ZM233 174H234V178L236 179V180H234V178H232L233 177ZM255 174V175H254ZM97 175V176H96ZM105 175H107V179H106V177H105ZM182 175V176H181ZM186 175H188V177L186 176ZM192 175V176H191ZM68 176V177H67ZM80 176V177H79ZM98 176H100V177H98ZM103 177V179H102V177ZM119 176H121V177H119ZM211 176H213L214 178H212ZM246 176H248V177H246ZM250 176V177H249ZM75 177V178H74ZM85 177V178H84ZM182 177H183V180H182ZM192 177H193V179H195V180H193L192 179ZM199 177H201V178H199ZM224 177V178H223ZM230 177V178H229ZM244 177V178H243ZM60 178V179H59ZM242 178V179H241ZM251 178V179H250ZM255 180H254V179ZM258 178H259V180H258ZM58 179V180H57ZM80 179H81V182H80ZM99 179H102V180H99ZM144 179V180H143ZM149 176L147 175V174H144L141 178H140V180L138 181V182H140V181H142V182H144V183H139L138 184V186H137V189H139V190H141V188L143 187V190H145L147 187L146 186H148V183H149ZM188 179H190V181L188 180ZM217 179V180H216ZM238 179V180H237ZM239 179H240V181H239ZM78 180V181H77ZM249 180V181H248ZM120 181V182H119ZM183 181V182H182ZM215 181V182H214ZM219 182V184H218V182ZM231 181H233V182H231ZM235 181V182H234ZM252 181V182H251ZM254 181V182H253ZM257 181V182H256ZM79 182V183H78ZM126 182H127V185H126ZM186 182V183H185ZM191 182V183H190ZM192 182H194V183H192ZM210 182V183H209ZM221 182V183H220ZM231 182V183H230ZM61 183H62V185H61ZM78 183V184H77ZM86 183V184H85ZM119 183V184H118ZM184 183V184H183ZM189 183V184H188ZM204 183V184H203ZM207 183H208V185H207ZM238 183H240V185L238 184ZM60 184V185H59ZM68 184V185H67ZM81 184V185H80ZM142 184H144V185H142ZM191 184V185H190ZM202 184V185H201ZM222 184V185H221ZM70 185V186H69ZM84 185V186H83ZM85 185H87V186H85ZM142 185V186H141ZM184 185H186V186H184ZM190 185V186H189ZM196 185V186H195ZM203 185H205V186H203ZM212 185H215V186H212ZM217 185V186H216ZM243 185V186H242ZM253 185V186H252ZM257 185V186H256ZM61 186V187H60ZM64 186H66V188L64 187ZM183 186H184V188H183ZM198 186V187H197ZM247 186V187H246ZM263 188H261V187ZM56 187H58V188H56ZM144 187H145V189H144ZM185 187H186V189H185ZM197 187V188H196ZM206 187H213V189L212 188H206ZM215 187V188H214ZM7 188V187H6ZM52 188H53V192H51L52 191ZM74 188V189H73ZM85 188V189H84ZM122 188V189H121ZM191 188V189H190ZM248 189V190H246V189ZM57 189V190H56ZM65 189V190H64ZM73 189V190H72ZM129 189V190H128ZM252 189V190H251ZM10 190L12 191L13 189L12 188H10ZM62 190H64V191H66V192H64V191H62ZM67 190H69L68 192H67ZM81 190V191H80ZM196 190V191H195ZM254 190V191H253ZM11 191H9V193L11 192ZM56 191H58V192H56ZM223 191V192H222ZM63 192H64V194H63ZM72 192V193H71ZM127 192V193H126ZM243 192H245V193H243ZM250 192V193H249ZM48 193V194H47ZM62 193V194H61ZM81 193V194H80ZM128 193H130V195L128 194ZM147 193H149V194H147ZM209 193V194H208ZM254 193V194H253ZM261 193V194H260ZM47 194V195H46ZM121 196H120V195ZM134 195V196H132V195ZM145 195V197H142V196H144ZM246 194V195H245ZM62 195V196H61ZM149 195V196H148ZM233 196H236V194H232ZM231 195V196H232ZM248 195V196H247ZM253 195V196H252ZM55 196H56V198H55ZM77 196H79V197H77ZM123 196V197H122ZM126 198H125V197ZM140 197H138V198H136V199H138V200H140V198L142 199V200H140V201H138V205H139V207L140 208H143V209H145V210H143V209H141V212H140V210L138 211V213H139V216L138 217H141V218H143V217H145L144 219L147 221H149V219H150V223L148 222V223H146L145 224V226L143 227V225H144V223L142 222V223H139V224H136V227H135V230H136V234H137V236H136V234L135 235H133V237H130V238H128L127 240H125V241H123L122 240V242L121 241H119L118 243L120 244V242H121V244L119 245V244H117V245H119V246H122V249H121V251L123 250H125V248H127L126 250H131L130 252H127V251H124V252H121L122 254H123V256H126V257H124V258H122L121 257V261H123V260H130V259H139V256H140V254H141V252L143 251V249H144V247H150V246H152V245H154V241L155 240H153V241H151L150 242V240H148V237H146L145 235H147L148 233L150 234V233H152V234H156L157 236H158V238H160L162 235H163V232L164 231H167L168 230V228L167 229H163L162 228V226L163 227H166L165 226V221L163 222V215L161 216V213H160V216H159V213H157V212H155V210L153 211V209H152V206L154 205V203H156V200L157 201H159V199H154L153 201H151L149 198H152V197H150L151 196V193L149 192V191H144V192H142L140 195H139ZM222 196H219V197H222ZM244 196H246L247 198H249V199H247L246 197H244ZM250 196V197H249ZM252 196V197H251ZM61 197H62V199L63 200H60L61 199ZM132 197V199H128V198H131ZM76 198V199H75ZM143 198H145V199H143ZM258 198H260V199H258ZM56 199V200H55ZM146 199H148V200H146ZM243 199H246V200H243ZM252 199V200H251ZM55 200V201H54ZM65 200V201H64ZM132 200V201H131ZM251 200V201H250ZM257 200H259V201H257ZM58 201V202H57ZM61 201V202H60ZM115 201V202H114ZM117 201H119V202H117ZM128 201V202H127ZM146 201H151V202H147L146 203ZM220 201H222V202H220ZM227 200H219L218 201V203L216 204V206H214L212 209L210 208V213L207 215V216H209V217H212V218H215L216 217V214H218V216H223V212H224V209H226V207H227V202H226ZM246 201V202H245ZM261 201V202H260ZM124 202V203H123ZM153 202V203H152ZM51 203V204H50ZM54 203V204H53ZM57 203V204H56ZM60 203V204H59ZM111 203H113V204H111ZM115 203V204H114ZM123 203V204H122ZM158 203H160V201L158 202ZM248 203V204H247ZM45 204V205H44ZM46 204H48V205H46ZM53 204V205H52ZM59 204V205H58ZM63 204V205H62ZM141 204V205H140ZM150 204H152V206H150ZM257 204V205H256ZM44 205V206H43ZM51 205H52V208H50L51 207ZM60 205H62V206H60ZM118 205V206H117ZM218 205H220V206H218ZM111 208H110V207ZM142 206V207H141ZM148 206L149 207H151L150 209H148ZM219 207V208H218ZM248 207V208H247ZM250 207V208H249ZM66 208V209H65ZM217 208H218V212L219 213H217ZM45 211H44V210ZM51 209V210H50ZM112 209V210H111ZM114 209H116V210H114ZM127 210V212H129L130 210L129 209H126ZM148 211V212H150L151 214H148V212H145V213H147L146 215L147 216H145V213L143 212V211ZM152 212H151V211ZM213 210V211H212ZM41 211H43L42 213H41ZM50 211H51V214H49L50 213ZM114 211H115V213H114ZM124 211V210H123ZM239 211V212H240ZM0 212H1V209H0ZM112 212V213H111ZM126 212V213H127ZM205 212V211H204ZM204 212H202V214H201V216H202V219L203 220H205L206 219V216H204ZM48 213V214H47ZM110 213V214H109ZM155 213H157V214H155ZM54 214V215H53ZM113 214V215H112ZM140 214H144V215H140ZM153 214L155 215V216H153ZM240 214H242V212H240ZM50 215V216H49ZM94 215V216H93ZM103 215V216H102ZM110 215H111V218H110ZM132 215V214H131ZM130 215V216H131ZM48 217V219H47V217ZM52 216V217H51ZM98 216V217H97ZM109 216V217H108ZM129 216V217H130ZM157 216H159L158 218H157ZM235 216V215H234ZM55 217V218H54ZM94 217V218H93ZM149 217H152V218H149ZM162 217V218H161ZM54 218V219H53ZM57 218V219H56ZM147 218H149V219H147ZM236 218H237V215H236ZM46 219L48 220V221H46ZM60 219V220H59ZM137 219H139V218H137ZM152 219V220H151ZM158 219H160L159 221H162L161 223H158L157 224V222H155V220H158ZM52 220H53V223H51L52 222ZM57 220H59V221H57ZM37 221V222H36ZM55 221V222H54ZM110 221V222H109ZM259 221V222H258ZM31 222L32 223H34V224H32V225H30L31 224ZM44 222H45V224H44ZM57 222L59 223V224H57ZM89 223V225H88V223ZM106 222V223H105ZM145 222V221H144ZM35 223H36V225H35ZM37 223H38V225H37ZM50 223V224H49ZM54 223H56L55 225H54ZM104 223H105V225H104ZM54 226H53V225ZM159 224L161 225V226H159ZM34 225V226H33ZM94 227H96L95 229H93V226ZM108 225H111V224H108ZM153 226V227H150V226ZM158 226V229L156 228L157 226ZM167 225V227H169V231L171 230L170 229V225L167 223L166 224ZM31 226V228H29ZM107 226V227H106ZM34 227V228H33ZM52 227H53V231H50V232H48V228L50 229V230H52ZM55 227V228H54ZM91 227V228H90ZM105 228L107 229V230H105ZM137 228V229H136ZM145 228V229H144ZM152 228H153V232L155 231V233H153V232H151V230H152ZM199 228H201V227H193V230H195V229H199ZM35 229H37L38 230V233H35V232H37V230H35ZM151 229V230H150ZM33 232H32V231ZM105 230V231H104ZM145 230L146 231H148V232H145ZM158 230H159V232H158ZM31 231V232H30ZM91 231V232H90ZM93 231H97V232H93ZM101 231V232H100ZM150 231V232H149ZM16 232V233H15ZM21 232V233H20ZM22 232H24V233H22ZM25 232H28V233H25ZM52 232V233H51ZM5 233H7V232H5ZM32 233V234H31ZM43 233V234H42ZM82 233H84V234H82ZM87 233V234H86ZM106 233V234H105ZM39 234H41V235H39ZM90 234V235H89ZM93 234H96V235H99V236H97L96 237V235H94V236H92ZM141 235V237H146L145 239L146 240H143V238H141L140 237V235ZM24 235V236H23ZM35 235V236H34ZM37 235H38V238H37ZM79 235V236H78ZM143 235V236H142ZM179 235H183V234H179ZM30 236H34V239H31L32 237H30ZM84 236V237H83ZM89 236V238H87ZM9 237V238H8ZM86 237V238H85ZM93 237V238H92ZM46 240H44V239ZM47 238V239H46ZM49 238V239H48ZM133 238V239H132ZM139 238V239H138ZM141 238V239H140ZM14 239V240H13ZM27 239V240H26ZM90 239V240H89ZM137 239L138 240H141V241H137ZM175 241H174V240ZM172 240H171V242H168V246H171V245H174V244H176L178 241H176V239L175 238H173ZM25 240V241H24ZM32 240H34L33 242H32ZM41 240V241H40ZM114 240V239H113ZM113 240H111V241H113ZM39 241V242H38ZM78 241V242H77ZM90 241L92 242L91 244H90ZM110 240H105V246L104 247H106L109 243L111 244V241L109 242ZM131 241V242H130ZM135 241H137V243L138 244H141V245H138ZM43 242V243H44ZM80 242V243H79ZM108 242V243H107ZM130 242V243H129ZM150 242V243H149ZM12 243V244H11ZM42 243V244H43ZM88 243V244H87ZM128 243V244H127ZM7 244L6 245H4V246H7ZM24 244V247L23 246H21V245H23ZM45 244V243H44ZM93 244V245H92ZM109 244V246L110 247H112V246H114L115 244H111L110 245ZM136 244H137V249L135 250V248H136ZM147 244H149V245H147ZM151 244V245H150ZM92 245V246H91ZM124 245H126L127 247H125L124 248ZM146 245V246H145ZM13 246V247H12ZM33 246L31 247V249H29L28 251H26L25 250V253L27 252V254H32L33 253V251L37 248H33ZM81 246H83V247H81ZM73 247V248H72ZM80 247V248H79ZM89 247H92V248H90V249H88ZM118 247V246H117ZM85 248V249H84ZM128 248H130V249H128ZM138 248H140V252H138L139 251V249ZM75 249V252L73 251ZM81 249V250H80ZM87 249V250H86ZM84 251V252H83ZM106 251V250H105ZM110 251H112V249H110V250H108V252H110ZM16 252V253H15ZM21 252V253H20ZM107 252V251H106ZM107 252V254L106 255H104L103 256V260H105V259H107V260H113V255H111V254H109ZM15 253V254H14ZM127 255H126V254ZM131 253V255H129V254ZM232 253V252H231ZM125 254V255H124ZM134 254H136V258H135V255ZM94 255L96 256V253H94ZM97 257V256H96ZM133 257V258H132ZM80 260H79V259ZM127 258V259H126ZM130 258V259H129ZM79 261H78V260ZM98 259H100V258H98ZM158 259V258H157ZM230 260H232V259H230ZM2 261H3V259H2ZM231 261H227V263H230ZM112 263V262H111ZM0 264H2V263H0Z\"/></svg>",
  "mask_w": 264,
  "mask_h": 264
}]
</instances>
